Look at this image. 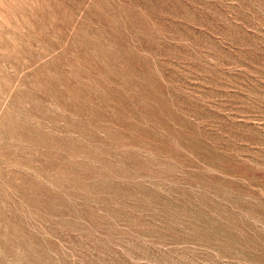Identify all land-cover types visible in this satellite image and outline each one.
Here are the masks:
<instances>
[{
	"label": "rangeland",
	"instance_id": "obj_1",
	"mask_svg": "<svg viewBox=\"0 0 264 264\" xmlns=\"http://www.w3.org/2000/svg\"><path fill=\"white\" fill-rule=\"evenodd\" d=\"M0 264H264V0H0Z\"/></svg>",
	"mask_w": 264,
	"mask_h": 264
}]
</instances>
